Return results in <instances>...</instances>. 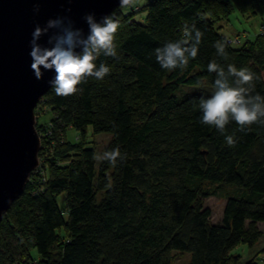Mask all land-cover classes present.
Instances as JSON below:
<instances>
[{
  "label": "trees",
  "instance_id": "16d2710c",
  "mask_svg": "<svg viewBox=\"0 0 264 264\" xmlns=\"http://www.w3.org/2000/svg\"><path fill=\"white\" fill-rule=\"evenodd\" d=\"M145 9L144 22L122 7L111 15L120 22L117 55L98 57L97 68L110 69L103 79L88 77L67 97L52 88L40 101L53 114L50 128L37 120L48 168L32 173L0 222V264H172L174 253L190 254L188 264H240L233 251L262 239L264 126H206L198 105L211 95L179 91L214 87L217 74L207 68L214 60L225 71L249 68L258 77L252 95L264 96V29L240 45L216 27L235 10L264 14V0H151ZM186 24L203 33L197 57L184 69H162L155 49L181 39ZM45 126L52 129L46 139ZM89 128L110 134L103 154L118 148L121 158L97 166ZM69 129L78 141L67 139ZM224 187L231 190L223 218L213 223L204 202ZM245 264H259L257 256Z\"/></svg>",
  "mask_w": 264,
  "mask_h": 264
},
{
  "label": "clouds",
  "instance_id": "9594fccd",
  "mask_svg": "<svg viewBox=\"0 0 264 264\" xmlns=\"http://www.w3.org/2000/svg\"><path fill=\"white\" fill-rule=\"evenodd\" d=\"M120 4L121 7L133 6L134 0H120ZM34 10L38 12L39 7ZM83 19L88 25L87 35L83 29L74 27L67 17L50 19L44 27L37 24L32 33L29 53L31 71L37 79L42 78V69L53 72L54 76L49 84L57 96L76 94L80 90L79 85L88 77L103 79L110 69L104 64L97 68L98 57L101 54L109 57L117 55L115 38L120 28L119 20L106 15L97 21L92 13L85 15ZM44 36H48V46L39 42ZM202 36L203 33L195 25H184L181 39L155 49L156 60L161 68L168 71L184 69L190 59L197 57ZM214 47L219 55L226 56L223 42H216ZM207 68L210 73H216L217 77L211 96L199 101L201 123L221 132L231 121L241 131L253 124L264 126V96L258 93L252 95L254 81L258 79L256 74L247 67L237 69L232 64L225 71L214 60ZM225 140L229 146L235 143L233 135H227ZM97 158L114 164L121 158V153L116 148Z\"/></svg>",
  "mask_w": 264,
  "mask_h": 264
},
{
  "label": "water",
  "instance_id": "95a60500",
  "mask_svg": "<svg viewBox=\"0 0 264 264\" xmlns=\"http://www.w3.org/2000/svg\"><path fill=\"white\" fill-rule=\"evenodd\" d=\"M120 7V0H0V222L40 164L35 110L52 89L54 73L42 69L37 79L31 71L30 41L36 25L67 17L87 35L85 15L95 14L99 21ZM47 40L44 36L39 42L48 46Z\"/></svg>",
  "mask_w": 264,
  "mask_h": 264
},
{
  "label": "rangeland",
  "instance_id": "374dc122",
  "mask_svg": "<svg viewBox=\"0 0 264 264\" xmlns=\"http://www.w3.org/2000/svg\"><path fill=\"white\" fill-rule=\"evenodd\" d=\"M151 0H134V5L129 7H122L123 14L130 15L133 17L134 20L138 22H144V19L147 15V11L145 6ZM218 32L225 37L232 40H237L240 42V45L245 43L247 40H254L255 37L263 31L264 27V14H257V15H242L236 10L234 13L228 18L223 19L216 25ZM239 45V46H240ZM214 91V87L209 86L207 84L196 85V86H184L180 89L179 95L185 96L187 94H195V93H202L211 95ZM35 114L37 116V120L40 124L49 125L50 121L53 117V114L50 108L44 104V102H40L38 107L35 110ZM47 126H45V129ZM44 130L42 131V136L46 139L47 135L45 134ZM40 136V135H39ZM49 137V136H48ZM41 138V137H40ZM67 139L71 142L78 141L79 133L74 129H69L67 131ZM112 136L110 134L101 133V134H94L91 128L88 129L87 132V142L88 147L95 148L97 157H101L105 147L111 141ZM49 155L48 151H44V154L39 158L40 164L44 166L46 169L48 168V163L46 161V157ZM96 157L97 166L99 165L100 159ZM39 164V165H40ZM44 170L43 177H45ZM41 180L42 177H39ZM230 188L224 187L222 190L219 191V195L207 198L204 202L205 208H208L212 215L211 220L213 223H219L222 221L223 218V211L225 207V195ZM58 204L62 210H66V195L63 193L60 195L58 199ZM260 230L263 231V237L260 242L253 248L250 249L246 245L238 246L234 251L233 254L239 255L242 258L240 264H245L251 258L257 256V261L259 264H264V224H259ZM172 264H188L190 260V254L188 253H174Z\"/></svg>",
  "mask_w": 264,
  "mask_h": 264
},
{
  "label": "built area",
  "instance_id": "2783aa9c",
  "mask_svg": "<svg viewBox=\"0 0 264 264\" xmlns=\"http://www.w3.org/2000/svg\"><path fill=\"white\" fill-rule=\"evenodd\" d=\"M230 42H231V41H230ZM231 43H232V44H238L239 41H237V40H232ZM49 128H50V125H49ZM49 128H48V127L46 128V133H45V134L47 135V137H48V136H51V134H52V132H51L52 129H49ZM39 166H40V165H39ZM38 169H39V167H38ZM38 169H37V170H38ZM37 170H36V171H37Z\"/></svg>",
  "mask_w": 264,
  "mask_h": 264
}]
</instances>
